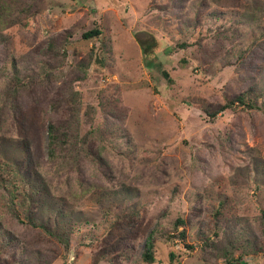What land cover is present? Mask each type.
<instances>
[{"label":"rangeland","instance_id":"1","mask_svg":"<svg viewBox=\"0 0 264 264\" xmlns=\"http://www.w3.org/2000/svg\"><path fill=\"white\" fill-rule=\"evenodd\" d=\"M97 26L99 39L82 38ZM154 38L168 46L149 66L142 45ZM243 93L255 109L220 110ZM51 124L73 138L54 159ZM133 211L132 229L117 227ZM262 211L264 0H0V264H92L101 251L100 264H149L150 236L153 264L171 252L228 264L230 238L234 259L245 243L244 261L264 264ZM123 238L130 248L112 263Z\"/></svg>","mask_w":264,"mask_h":264},{"label":"trees","instance_id":"2","mask_svg":"<svg viewBox=\"0 0 264 264\" xmlns=\"http://www.w3.org/2000/svg\"><path fill=\"white\" fill-rule=\"evenodd\" d=\"M102 35V29L100 28V26L95 27L94 29H92L91 31L88 32H84L83 34V39L86 41H93L95 39H99ZM155 39V38H154ZM56 43V42H55ZM55 43H52V46L50 47V50L53 51V54L55 56V58L57 57L56 54V48H55ZM166 46H168V43L164 42V40L160 39L157 40L155 39L153 43H151L150 45L147 44V46L142 45L145 55H146V64L149 66L154 65L159 57L160 51L163 50ZM66 50V48H65ZM96 50L93 49L92 51H90V55L88 56L90 61L89 62H80V68L81 71L84 72L85 70H87V67H89L91 65V63L93 62V60H97V54L95 52ZM63 56H65V53H63ZM13 70V75H12V79H11V83H10V88H9V95L14 96L15 100H17L18 95L21 91V88L24 86V76L21 75L20 71L16 68V66L13 64L12 67ZM163 75L164 77L168 80V82L173 83V80L170 78V75L168 72L163 71ZM14 100V101H15ZM239 104V105H238ZM240 106L246 107L248 109H255L257 107L256 104L253 103V101H249L247 99V96L245 95V93L238 95L237 97L228 100L226 102V104L221 107V111H226L229 109H237ZM208 112V114L215 119L218 116V112H210V111H206ZM69 134L67 133V130L65 128H62L61 126H56L54 124H51L49 127V138H50V155L51 158L54 159L56 157V150L57 148H61L64 145H67V143L70 141L71 139H73L72 137L68 136ZM27 136L24 137L23 139V144H24V148L26 149V153L27 156H29L30 159V144L28 143V140L26 138ZM73 148V145L71 143V148ZM28 158V157H27ZM33 162L31 160H27L25 163V168L28 171H31L32 173H36V170L34 168ZM222 210L223 207L220 206L219 209L217 211H215L213 213L214 218L216 219V223H215V227H217V229L220 231L222 229V224L220 221V217L222 216ZM137 217V212H130V213H126L125 215H123V217L118 220L116 222L117 227L118 226H126L127 228L132 229L133 225L135 224V219ZM262 219L263 222V226H264V211H262V215L260 217ZM33 224V223H32ZM189 224L188 220H185L184 217L183 218H179L174 226V230L177 233L176 237L180 242L184 244H186L187 241V230L185 229V227H187ZM34 225V224H33ZM43 227V229H45V231L52 235V236H58L57 233L53 232L48 226H46L45 224L41 225ZM184 227V228H183ZM180 228H183L180 231ZM230 231L231 229L228 227L227 229H223V231L227 232ZM218 232H216V237H218ZM263 235H264V229H263ZM173 238V237H171ZM64 240V239H63ZM62 240V245L65 248L66 252L70 251V247H69V243L68 241H63ZM226 247L223 248V255L225 257L226 263L228 264H234V262L239 263V264H247L244 261V257H246L247 255H249L248 253H250V251L247 250V245H245V243L243 245H241L240 249L242 251L241 256L238 259H234L233 253L234 250L237 248L236 244H234V241L230 239L226 240ZM128 240L126 238H123L122 240H119L118 242L113 244V247L111 248V250L107 253L108 255L113 256L114 260L111 259L112 263H115L118 261V259H121L122 257H124L125 253L129 250V244H128ZM155 238L154 236H150L149 241L147 242V244L145 245V251L142 255V260L145 263H149V264H153L155 262ZM252 248L253 255H258L259 253H262L263 251H261V248H259L257 243L252 244ZM192 248V247H190ZM239 248V247H238ZM1 252V249H0ZM231 256V259H230ZM107 255L104 252H99V254L95 255V259L93 261L92 264H100L101 261H103L104 259H106ZM178 256L176 255V253L171 252L170 254V262L171 264L176 263V264H181L180 261L178 260Z\"/></svg>","mask_w":264,"mask_h":264}]
</instances>
